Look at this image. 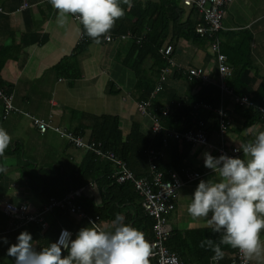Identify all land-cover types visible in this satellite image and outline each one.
Returning <instances> with one entry per match:
<instances>
[{
  "label": "crops",
  "instance_id": "crops-1",
  "mask_svg": "<svg viewBox=\"0 0 264 264\" xmlns=\"http://www.w3.org/2000/svg\"><path fill=\"white\" fill-rule=\"evenodd\" d=\"M135 1L141 4L177 2L182 7L180 0ZM24 3L28 6L24 7ZM56 15V10L48 0H0V46L13 43L20 47L27 43L20 48L16 58L6 61L0 73L7 83L12 84L11 93L16 109L4 115L0 99V127L7 130L13 141L6 149L5 156L0 157V166L7 169L5 173H0V205L4 202L28 204L25 200L29 199V206L34 210L46 204V195L52 192V189L63 194L65 188H69L64 195L71 192L75 187L72 178L78 180L79 167L89 151L66 143L61 139L59 132H70L83 141H90L91 129L97 117L116 116L123 136L128 134L133 123L138 125L142 133L149 136L151 118L138 112V104L145 101L150 102L153 114L158 109L167 110L169 113V107L180 103L179 100L205 93L206 86L214 85V96L218 103L215 109L222 108L228 117L229 125L231 123L226 136L230 145L240 146L253 139L257 132L264 131L262 120L248 130L249 135L241 133L243 111L236 107V95L222 92L219 87L217 68L209 41L182 36L172 43L171 40L167 41L165 45L170 44L173 47L172 59L177 75L168 77L154 97L149 95L144 99L147 86L154 90L158 78L152 68L153 60L146 59L141 67L142 76H136L130 68L132 59L124 65L132 44L126 43L129 40L111 43L102 40L100 45L89 40L85 50L76 54V45L87 37H81L77 32L78 28L82 30V25L79 20L70 17L67 25L59 27L56 24ZM222 25L224 29L219 34V40L226 58L229 55H238L240 42L247 43L251 64L264 78V0H233L224 12ZM31 31L39 39L46 41L28 44V39L24 38L22 33L30 35ZM28 38L32 40L31 36ZM190 68L202 69L210 83L189 78L186 71ZM151 74L155 77L150 78ZM254 89L255 86L252 90ZM252 102L255 105L261 104V101ZM196 104L210 107L206 103ZM30 117L47 122L50 128L45 133H40ZM172 122L175 125V121ZM188 124L187 127L196 128L192 113ZM162 126L165 127L163 124ZM179 126L183 129L184 123ZM217 130L218 128L210 127L207 133L214 148L219 144ZM34 140L38 148L32 146ZM32 148L34 150H30ZM159 148L163 165H169L170 145L166 143ZM206 151L215 156V150L211 152L205 147H191L187 158L181 163V168L198 171L203 175L201 179H218V174L212 176L211 171L203 166V153ZM240 157L243 158V154ZM103 164L105 163L102 162L101 165ZM143 169L146 175L148 164ZM199 180L179 191L175 201L176 208L168 216L172 230L182 233L187 230L211 228L203 220L193 219L187 210L190 203L188 197L194 192ZM91 181L94 179L85 180L77 188ZM94 182L92 183L95 188L86 189L85 194L77 196L76 201H80L82 205L88 203L87 201L97 207L103 205L96 181ZM84 207L88 210L90 208L89 205ZM74 219L88 222L85 219ZM97 224L104 230L112 228V221L99 223L98 220ZM260 238L264 243V230L261 231Z\"/></svg>",
  "mask_w": 264,
  "mask_h": 264
},
{
  "label": "trees",
  "instance_id": "trees-1",
  "mask_svg": "<svg viewBox=\"0 0 264 264\" xmlns=\"http://www.w3.org/2000/svg\"><path fill=\"white\" fill-rule=\"evenodd\" d=\"M131 4L132 7L130 9L127 5H122L125 9V15L116 21L111 35L119 36L130 33L134 36L135 40H141L140 43H135V41L132 42L124 65L132 59L131 70L136 76H142L143 72L141 67L146 59H150L153 60L152 68L157 76L159 70L165 65L158 54L159 48L165 45L167 41L171 40L170 42L172 43L181 36L190 37L192 39L199 38L195 33V27L201 22L200 15L193 6L181 7L177 2L170 3L168 1H160L141 4L138 1L131 0ZM22 34L24 38L26 37L28 39L26 42L30 45L44 43L46 41V39L44 40L43 38L39 39L32 31L30 35L26 33ZM29 36L32 37V40L28 38ZM89 40L91 39L86 37L82 42L76 45V54H80L85 50V46ZM242 43L244 42H240L238 55L227 56L228 62L232 68V76L226 80L225 84L234 95L247 96L251 101L254 100L255 103H258L264 97V78L257 73V70L251 64L248 44L244 43V46H242ZM26 44L27 43H23L20 47L14 44L0 46V73L6 61L10 58H16L20 48L26 46ZM176 75L177 71L175 70L173 76ZM149 77L154 78L155 75L151 74ZM253 86H255L254 90H252ZM147 87V91L143 96L144 99H147L153 91L152 87ZM0 88L4 94H9L12 90V84L7 83L2 78L1 74ZM214 89H216L214 85H209L204 88V90H206L205 93L196 94L193 97L179 100L178 102H180V105L177 106L173 104L169 107V113L165 117H162L159 111H155L154 113H156L158 117L161 116L160 122L165 127L176 129L178 130L177 132H183L189 128L187 126H189L188 123H190L191 120L192 105L198 102L209 104L211 110L198 109L200 118L206 121L205 130L208 133L210 127L218 128V118L213 112V109L218 106L217 99L214 96ZM240 110L243 111L244 116V122L240 128L242 131L241 133L245 132L249 135L248 130L263 119L256 108L248 107ZM96 119L97 121L91 129L90 139L99 141L103 149L113 151L120 159L126 162L127 166L137 177L144 176L143 167L146 168L148 164L147 150L150 147L155 149H158L159 146L161 147V140L152 142L150 133L149 136L142 133L135 123L131 125L128 134L123 136V132L119 125V119L116 116H101ZM173 120L175 121V125L172 122ZM181 123H184L183 129L179 126ZM230 127L231 123L227 127L228 131ZM167 141L171 148L170 164L164 166L161 159L156 161L157 169L162 170L165 176L171 167L174 169H181V163L187 158L192 147L190 143L182 139L171 138ZM113 169L110 163L101 165L99 160L89 152L79 167L77 173V176H79L78 180H75V178L73 180L72 178V181L74 186L77 187L85 180L90 181L93 178L99 189L103 205L97 207L86 200L88 203L84 205H89L90 208L88 210L82 205L83 203L80 201L77 202L90 216H98L99 223L111 222L115 219L116 215L119 214L124 217V223L131 224L140 229L146 234V239L149 241L152 240V218L138 209L140 199L131 184H117L114 179L110 178V172H112ZM68 190L69 188H65L63 194L59 192V196L61 197L68 192ZM48 195L56 196L53 189L46 197ZM82 201H85V199H82ZM50 216L51 218L46 220L47 226L44 228L38 223H29L17 231L6 233L5 229L8 225V217L0 210V237L7 238L9 244H14L16 242V237L22 231L26 230L32 234L36 246L42 248L47 246L48 243L55 242L57 234L63 226L73 232V239L81 227L88 226V222L83 220L76 221L62 210L56 209L50 213ZM205 237L214 240L219 239L218 235L213 233L212 228L187 230L182 233L172 230L167 244L170 247L176 248L178 257L185 264H209L214 253L209 249L200 247V242ZM7 248V244H0V264H14L13 259L6 255ZM222 250L225 255L223 259L219 261V264H229L230 258L228 257H232L237 249L222 245ZM65 255H67V253H65ZM149 261L151 264L152 259H149ZM213 264H216V262Z\"/></svg>",
  "mask_w": 264,
  "mask_h": 264
},
{
  "label": "clouds",
  "instance_id": "clouds-1",
  "mask_svg": "<svg viewBox=\"0 0 264 264\" xmlns=\"http://www.w3.org/2000/svg\"><path fill=\"white\" fill-rule=\"evenodd\" d=\"M56 10V24L63 27L69 18L79 20L81 37L87 36L96 45L110 40L116 21L125 15L122 5L132 7L131 0H48ZM28 6V5H27ZM26 6V7H27ZM12 137L0 127V157L12 145ZM234 151L243 158L210 152L203 153V166L218 179H200L189 198L188 213L193 219L206 222L219 239L205 237L201 248L211 250L216 264L225 253L222 245L238 249L248 260L264 259V243L260 233L264 230V131L243 143ZM7 169L0 166V173ZM211 176V177H212ZM69 230V229H68ZM61 231L55 242L38 248L32 234L22 231L14 244H7L6 255L14 264H150L153 244L146 234L117 214L111 230L98 227L90 220L81 227L73 239V232ZM67 253V255H65Z\"/></svg>",
  "mask_w": 264,
  "mask_h": 264
},
{
  "label": "built area",
  "instance_id": "built-area-1",
  "mask_svg": "<svg viewBox=\"0 0 264 264\" xmlns=\"http://www.w3.org/2000/svg\"><path fill=\"white\" fill-rule=\"evenodd\" d=\"M232 1L233 0H180L182 6H193L200 15L201 22L196 25L195 33L199 38L209 41L210 51L217 68L219 87L221 91L225 93H232L225 84L226 80L232 76V68L221 50L219 34L224 29L222 25L224 12ZM23 6L26 7L27 4L24 3ZM126 40H130L131 42L135 41V43H140L141 41L139 39L135 40L134 36L130 33L119 36L111 35L110 40L103 41L105 43H111L114 41ZM158 54L164 61L165 65L158 72L157 82L150 97H154V95L162 89L163 83L168 77L172 76L175 71V63L172 59V45H163L159 48ZM186 73L189 78L191 77L192 79L203 83H210L205 72L200 68H190ZM0 99L3 103L4 115L16 110L13 103V94L11 92L9 94H4L0 88ZM234 101L236 107L239 109H246L248 107L256 108L264 120V97L261 100L260 105H255L246 96H235ZM176 105L179 106L180 104L177 103ZM150 107V102L147 101L138 104V112L140 115L151 118L150 139L152 142L161 140L163 146L168 142V139H182L185 142L190 143L192 147H205L211 152L215 150V156L217 157L221 154L240 157L243 154L242 152L234 151V149L239 148L238 145H230L227 141L226 136L229 120L222 108L213 109V112L218 118L217 135L219 137V144L214 148V146L210 144L208 134L205 130L206 123L200 118L198 112V109L200 108L211 110L208 105L194 104L191 107L193 121L196 128L190 127L183 132H177L163 127L160 122V117L167 116L168 111L158 109L161 114V116L158 117L156 113L153 114ZM30 119L34 127L42 134L50 128L45 121L36 119L35 117H30ZM59 134L61 139L66 143H71L77 148H86L97 158L111 162L114 169L110 172V178L114 179L117 184L128 183L133 186L140 199L138 209L145 212L153 220L152 240H150V242L154 247L153 253L149 258L152 259L151 264H185L178 257L176 248L170 247L167 244L172 231L168 222V216L176 208L175 201L179 191L186 185L198 181L203 175L190 168H172L167 171L165 176V173L162 170L157 169L156 165V161L162 158L160 148L155 149L150 147L147 150L149 165L148 173L144 176L137 177L134 172L129 169L124 160L120 159L112 152L104 153L101 149L100 142L92 140L85 142L81 138L75 137L72 133L66 131H61ZM94 188L95 184L92 182L78 188L76 187L73 191L61 196L60 199L51 198L43 207L34 210L30 209V206L25 202L19 204L4 202L1 210L8 217V226L6 227L5 232L17 231L29 223H38L44 228L47 226V222L44 221L43 215L51 213L56 209L65 211L69 216L76 218L77 220L85 219L88 222L90 220L97 222L99 220L98 216L93 217L88 215L83 207L76 201L77 196L84 195L86 189L93 190ZM63 229L68 230L64 226L61 227L56 240L59 238ZM213 263H215V261L210 260L209 264ZM229 264H250V261L237 249L230 259Z\"/></svg>",
  "mask_w": 264,
  "mask_h": 264
},
{
  "label": "rangeland",
  "instance_id": "rangeland-1",
  "mask_svg": "<svg viewBox=\"0 0 264 264\" xmlns=\"http://www.w3.org/2000/svg\"><path fill=\"white\" fill-rule=\"evenodd\" d=\"M16 36H18V35H16ZM127 44H131V41L129 40V41H127L126 42ZM13 44V43H12ZM123 125H124V123H123ZM122 127V126H121ZM123 128V127H122ZM85 142H89V140L88 141H85ZM32 146H35L34 148H38V145H37V142L34 140L33 142H32ZM82 149H86V148H82ZM101 149H102V151L104 152V153H110V152H112V153H114L113 151H111V150H105V149H103V147H102V144H101ZM30 150H34L33 148L32 149H30ZM86 150H88V149H86ZM90 153H91V151L90 150H88ZM115 154V153H114ZM116 155V154H115ZM117 156V155H116ZM96 157V156H95ZM118 157V156H117ZM97 158V157H96ZM98 160H99V162L100 163H110L111 164V162H108V161H103V160H101V159H99V158H97ZM112 165V164H111ZM113 167V166H112ZM30 175H28V177H29ZM26 177V176H25ZM76 187H73L72 189H71V191H73L74 189H75ZM54 193L56 194V196L55 195H48L47 196V199H46V203L49 201V199H51V198H57V199H60L61 197L59 196V194H58V192L56 191H54ZM27 203H28V205H30L29 204V199H27V200H25ZM32 201H33V199H32ZM3 207V204L2 205H0V210H1V208ZM30 209H32V207L30 206ZM48 218H51V216H50V213H48V214H45V215H43V219H44V221H46ZM250 261V264H264V259H261V260H249Z\"/></svg>",
  "mask_w": 264,
  "mask_h": 264
}]
</instances>
